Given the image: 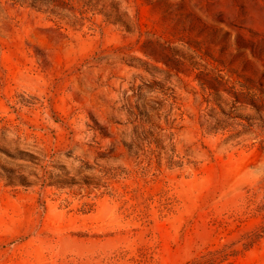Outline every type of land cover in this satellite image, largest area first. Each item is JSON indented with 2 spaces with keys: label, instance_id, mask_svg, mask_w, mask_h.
Masks as SVG:
<instances>
[{
  "label": "rangeland",
  "instance_id": "374dc122",
  "mask_svg": "<svg viewBox=\"0 0 264 264\" xmlns=\"http://www.w3.org/2000/svg\"><path fill=\"white\" fill-rule=\"evenodd\" d=\"M0 264H264V0H0Z\"/></svg>",
  "mask_w": 264,
  "mask_h": 264
}]
</instances>
